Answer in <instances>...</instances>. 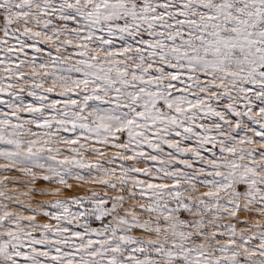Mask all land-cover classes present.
Here are the masks:
<instances>
[{
    "label": "snow or ice",
    "instance_id": "obj_1",
    "mask_svg": "<svg viewBox=\"0 0 264 264\" xmlns=\"http://www.w3.org/2000/svg\"><path fill=\"white\" fill-rule=\"evenodd\" d=\"M13 171L0 264H264V0H0Z\"/></svg>",
    "mask_w": 264,
    "mask_h": 264
},
{
    "label": "rangeland",
    "instance_id": "obj_2",
    "mask_svg": "<svg viewBox=\"0 0 264 264\" xmlns=\"http://www.w3.org/2000/svg\"><path fill=\"white\" fill-rule=\"evenodd\" d=\"M42 47H46L44 45H41ZM29 52V56L31 57L32 55H35V53H33L30 49L28 50ZM23 58V57H21ZM27 70V69H26ZM24 99L25 101H30L32 98L31 97H28L26 94L24 95ZM218 151V150H217ZM2 175H9L10 177H15L17 179H15L12 183H9L8 187H9V192H12L13 190L17 191V192H24V191H27L26 188H23V187H19V188H16L15 185H21V184H24L25 183V180L21 177V174L18 172V171H13L11 173H0V176ZM71 183V181H70ZM45 186V182H40L38 184V187H43ZM73 191H79V189H76L74 187ZM72 193L70 192L69 195H71ZM55 197H36V199H54ZM13 199H15V197H13ZM21 200H24L25 198L23 196L20 197ZM11 207L15 208L16 205H12Z\"/></svg>",
    "mask_w": 264,
    "mask_h": 264
}]
</instances>
